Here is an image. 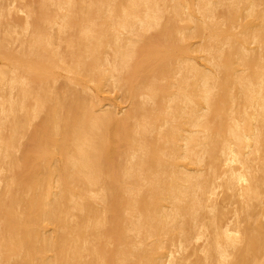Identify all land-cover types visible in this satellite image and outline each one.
<instances>
[{"label": "rangeland", "instance_id": "obj_1", "mask_svg": "<svg viewBox=\"0 0 264 264\" xmlns=\"http://www.w3.org/2000/svg\"><path fill=\"white\" fill-rule=\"evenodd\" d=\"M263 64L264 0H0V264H264Z\"/></svg>", "mask_w": 264, "mask_h": 264}, {"label": "bare ground", "instance_id": "obj_2", "mask_svg": "<svg viewBox=\"0 0 264 264\" xmlns=\"http://www.w3.org/2000/svg\"><path fill=\"white\" fill-rule=\"evenodd\" d=\"M148 2V1H147ZM137 3V2H136ZM234 19V18H233ZM128 26V25H127ZM178 53H179V51H177ZM181 53H182V51H180ZM171 53H174V52H171ZM162 54V53H161ZM166 55V54H165ZM170 55H174V54H170ZM167 56V55H166ZM161 58H162V56H161ZM164 58V57H163ZM146 61V60H145ZM158 63H159V61H158ZM44 64V63H43ZM84 65V64H83ZM161 65V64H160ZM264 65V64H263ZM38 67V66H37ZM260 67V66H259ZM39 68V67H38ZM39 69H41L42 70V67H40ZM44 70V69H43ZM131 70V69H130ZM264 70V69H263ZM45 71V70H44ZM8 72V71H7ZM43 74V73H42ZM47 75V74H46ZM52 76V75H51ZM33 80V79H32ZM258 84V83H257ZM254 85V84H253ZM254 90V89H253ZM255 91H257V90H255ZM251 94V93H250ZM81 100V99H80ZM81 106V105H80ZM74 108V107H73ZM264 110V109H263ZM97 111V110H96ZM86 115V114H85ZM90 115V114H89ZM88 115V116H89ZM98 115V114H97ZM91 116H93V115H91ZM101 117V116H100ZM107 117V116H106ZM129 117V116H128ZM88 118H90V117H88ZM87 119V118H86ZM92 119H94V123L95 124H98V126L100 125V124H104L105 122H101L100 124H99V122H100V120L99 119H101V118H99V117H95L94 118V116H93V118ZM107 119H108V117H107ZM83 120V119H82ZM89 120V119H88ZM97 120V121H96ZM116 120V119H115ZM126 120V119H125ZM123 118L121 119V121L120 120H117V121H120V122H116V126L118 127V128H121V127H124L125 125H126V122H124L125 121ZM93 121V120H92ZM90 122V121H89ZM107 123V122H106ZM105 123V124H106ZM89 124H91V123H89ZM111 124V123H110ZM94 126V125H93ZM245 126H247L246 124H245ZM258 126V125H257ZM96 127V126H95ZM101 126H99V128H100ZM106 127H107V124H106ZM248 127V126H247ZM79 128V127H78ZM82 128V127H81ZM105 128V127H104ZM258 128H260V127H258ZM15 129V128H14ZM64 129V128H63ZM88 129V128H87ZM96 129H97V127H96ZM250 129V128H249ZM252 130V129H251ZM250 130V131H251ZM78 131V130H77ZM82 131V130H81ZM106 131V130H105ZM121 132V131H120ZM246 132V131H245ZM263 132V131H262ZM251 133V132H250ZM103 134V133H102ZM245 134V133H244ZM262 134V133H261ZM82 135V134H81ZM252 135H254V134H252ZM259 135H260V133H259ZM263 135V134H262ZM238 136V135H237ZM242 136V135H241ZM247 137L249 136V135H246ZM251 136V135H250ZM81 137V136H80ZM239 137V136H238ZM243 137V136H242ZM105 137L103 136V139H104ZM244 138V137H243ZM252 138H253V136H252ZM261 138V137H260ZM246 139V138H245ZM247 139H249L250 140V138H247ZM101 140V139H100ZM252 140V139H251ZM106 141V140H105ZM14 142V141H13ZM247 142V141H246ZM250 143V142H249ZM107 144V143H106ZM106 144H104V145H106ZM242 144V143H241ZM252 144V143H251ZM95 145V144H94ZM249 146H251V145H249ZM136 147V146H135ZM92 148V147H91ZM114 148V147H113ZM250 148V147H249ZM111 150H113L114 151V149H111ZM96 151V150H95ZM104 151V150H103ZM92 152V151H91ZM97 152V154H98V151H96ZM110 152V151H109ZM81 153V152H80ZM100 154H101V152H99ZM106 153H108V151H106ZM105 153V154H106ZM87 154V153H86ZM94 154V153H93ZM96 154V153H95ZM97 154H96V156L94 155V157H95V159L97 158ZM157 154V153H156ZM99 155V154H98ZM78 156V155H77ZM90 156H92V154L90 155ZM84 157H88V156H86L85 155V153H81V165H88L89 164V162L87 163V161L88 160H85L84 159ZM94 157H92V158H94ZM72 159V158H71ZM74 159H76V158H74ZM82 160H83V162H82ZM97 160V159H96ZM111 160V159H110ZM91 161V160H90ZM98 162V161H97ZM72 163H73V161H72ZM76 163H77V161H76ZM36 165V164H35ZM74 165V164H73ZM76 165V164H75ZM90 165H91V163H90ZM65 166V165H64ZM79 167H80V164L78 165ZM73 167V166H72ZM78 167V168H79ZM88 167H90V166H88ZM27 168V167H26ZM74 168V167H73ZM76 168V167H75ZM81 168V167H80ZM87 168V167H86ZM94 168V167H93ZM39 169V168H38ZM95 169H97V168H95ZM43 170V169H42ZM79 170V169H78ZM25 171V170H24ZM58 171V170H57ZM119 171V170H118ZM90 172V171H89ZM92 173H93V171H91ZM98 174V173H97ZM128 174V173H127ZM118 175V174H117ZM86 177V176H85ZM34 178V177H33ZM38 178V177H37ZM244 181H247L248 182V180H249V178H250V176H249V178H248V176L246 177V175L245 176H242L241 177ZM92 179V178H91ZM111 179V178H110ZM251 179V178H250ZM101 180V179H100ZM63 183V182H62ZM92 183V182H91ZM64 184V183H63ZM63 184H62V186H63ZM64 187H65V185H64ZM103 187H104V185H103ZM67 188V187H66ZM71 188V187H70ZM110 188V187H109ZM69 189V188H68ZM108 190V189H107ZM106 192V191H105ZM61 193V192H60ZM113 195V194H112ZM155 199V198H154ZM156 200V199H155ZM46 201V200H45ZM154 203V202H153ZM156 203V202H155ZM42 204V203H41ZM46 202H43V204H42V206L44 205L45 207L46 206H48V204H46ZM159 205V204H158ZM41 206V205H40ZM43 206V207H44ZM44 210V209H43ZM117 211V210H116ZM52 212H53V210H52ZM40 213V212H39ZM45 213V212H44ZM48 213V212H47ZM41 214V213H40ZM38 215V214H37ZM23 221V220H22ZM29 221V220H28ZM15 222V221H14ZM100 222V221H99ZM29 223V222H28ZM121 224V223H120ZM24 225V224H23ZM30 225H32L31 223H30ZM98 226H99V224H98ZM16 227V226H15ZM19 227V226H18ZM120 227H121V225H120ZM13 228V227H12ZM26 229V228H25ZM115 229H118V228H115ZM100 230V229H99ZM33 231V230H32ZM122 231V230H121ZM121 231H119V230H115V232L117 233L116 235L118 236L117 237V240L116 241H118V243L119 244H121V243H123V233H120ZM28 232V231H27ZM29 233V232H28ZM28 233H27V235H28ZM32 233V232H31ZM99 233V232H98ZM114 233V232H113ZM33 234V233H32ZM32 234H30L31 236H32ZM112 234V233H111ZM110 234V235H111ZM34 235V234H33ZM26 236V235H25ZM30 236V237H31ZM36 236H37V233H36ZM101 236V235H100ZM99 236V237H100ZM155 236V235H154ZM33 237H35V236H33ZM115 237V236H114ZM169 237V236H168ZM28 238H29V235H28ZM22 239V238H21ZM24 239V238H23ZM220 239V238H219ZM21 241H23V240H21ZM26 242H28V241H26ZM30 242V241H29ZM115 242V241H114ZM25 244V243H24ZM264 244V243H263ZM118 245V244H117ZM93 247V246H92ZM50 249V248H49ZM140 249V248H139ZM32 250V249H31ZM106 250V249H105ZM128 250H129V248H128ZM152 250V249H151ZM130 251V250H129ZM136 251V250H135ZM33 253H35V254H37L38 252L37 251H35V250H33V252L31 251V255H33ZM100 253V252H99ZM98 253V254H99ZM121 253V252H120ZM221 254H222V252H220ZM84 254V253H83ZM224 254V253H223ZM124 256V255H123ZM45 258V257H44ZM44 258H43V264H46V261H44ZM102 258H103V256H102ZM155 258H156V256L154 255V256H152V255H150L149 256V260H148V262H149V264H154V260H155ZM117 259V258H116ZM132 260V259H131ZM136 262V261H135ZM112 263V262H111ZM26 264V263H25ZM42 264V263H41ZM117 264V263H116ZM129 264V263H128ZM135 264V263H134ZM147 264V263H146ZM170 264V263H169Z\"/></svg>", "mask_w": 264, "mask_h": 264}]
</instances>
